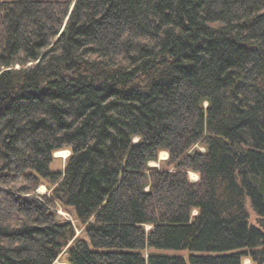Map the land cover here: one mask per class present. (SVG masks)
Masks as SVG:
<instances>
[{
    "label": "trees",
    "instance_id": "1",
    "mask_svg": "<svg viewBox=\"0 0 264 264\" xmlns=\"http://www.w3.org/2000/svg\"><path fill=\"white\" fill-rule=\"evenodd\" d=\"M63 253L264 264V0H0V264Z\"/></svg>",
    "mask_w": 264,
    "mask_h": 264
},
{
    "label": "rangeland",
    "instance_id": "2",
    "mask_svg": "<svg viewBox=\"0 0 264 264\" xmlns=\"http://www.w3.org/2000/svg\"><path fill=\"white\" fill-rule=\"evenodd\" d=\"M194 149H200L198 146H195ZM65 151V150H62ZM60 152V151H59ZM57 153V152H56ZM56 153L53 155V162L50 165V169L52 171L55 172H62L65 166V162L67 159V154L64 155H59L57 156ZM161 152L158 155V161L157 162H151L149 165L152 167H157L160 168L161 166H163L164 163L167 162L168 159V153L166 152V155H163ZM172 167V166H171ZM170 168V167H168ZM191 173H188V180L191 183H195L198 180V175H197V179L196 178H192L191 177ZM193 174V173H192ZM195 174V173H194ZM196 176V174H195ZM54 186L50 183H48L47 181H43L41 182V185L39 186V188L37 189V193L39 195H46V196H50L51 192L53 190ZM55 211L58 215V220L63 221V222H70L75 230L76 236L78 237H85L84 232H83V225H81V223L76 219L74 212L72 209L69 208H64L63 206H61L60 204H58L55 208ZM249 214H250V220L252 222H256V215L252 212V210L249 208ZM156 253L159 254H163V255H176V256H181L183 258H187L188 257V253L186 251H173V250H159V251H155ZM143 253L145 255H147L149 253V251H143ZM251 259L244 257L242 259V264H252V262L250 261ZM254 263V262H253ZM55 264H66V253H63L59 259L55 262Z\"/></svg>",
    "mask_w": 264,
    "mask_h": 264
},
{
    "label": "bare ground",
    "instance_id": "3",
    "mask_svg": "<svg viewBox=\"0 0 264 264\" xmlns=\"http://www.w3.org/2000/svg\"><path fill=\"white\" fill-rule=\"evenodd\" d=\"M161 153H162L163 155H166L165 152H161ZM66 154L68 155V151H66V150H65V151H60V152H57V153H56L57 156H59V155H64V156H65ZM163 155H161V156H163ZM191 177L197 179V176H195V175L192 174V173H191Z\"/></svg>",
    "mask_w": 264,
    "mask_h": 264
}]
</instances>
